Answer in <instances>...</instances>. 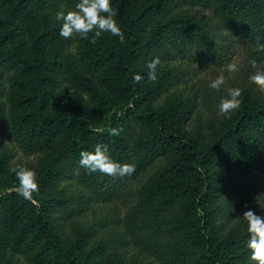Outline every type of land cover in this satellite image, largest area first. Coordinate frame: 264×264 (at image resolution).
<instances>
[{
  "label": "trees",
  "instance_id": "obj_1",
  "mask_svg": "<svg viewBox=\"0 0 264 264\" xmlns=\"http://www.w3.org/2000/svg\"><path fill=\"white\" fill-rule=\"evenodd\" d=\"M113 2L124 42L107 33L98 48L59 35L55 12L76 0H0V67L12 71L0 81V142L25 155L58 143L71 174L56 179L47 167L39 192L73 177L82 205L109 213L63 243L54 227L64 219L48 206L0 196V264H99L100 252L113 255L106 264H253L243 212L264 207V94L248 73L225 77L220 91L208 83L241 47L249 61L264 55V0ZM73 43L78 57L67 52ZM154 56L157 79L136 82ZM228 87L240 89L241 107L217 119ZM169 92L171 108L156 110ZM83 96L94 109L81 108ZM98 143L135 172L89 174L80 151Z\"/></svg>",
  "mask_w": 264,
  "mask_h": 264
},
{
  "label": "clouds",
  "instance_id": "obj_2",
  "mask_svg": "<svg viewBox=\"0 0 264 264\" xmlns=\"http://www.w3.org/2000/svg\"><path fill=\"white\" fill-rule=\"evenodd\" d=\"M118 9L113 0H76L75 6L69 10L58 9L55 12V20L59 22V35L66 39L79 37L88 39L90 43H96L105 33L118 37L121 43L124 42V32L117 21ZM161 60L158 56L152 57L146 63V73L134 72L132 78L136 82L144 79L156 80L158 76V65ZM250 66L255 68L248 79L256 90L264 94V69L256 67L258 61L252 60ZM238 71L237 65L229 63L226 72L231 75ZM223 73L216 75L208 83V87L217 91L225 84ZM226 98H221L216 106L217 119L228 120L230 116L241 107V92L238 88H231L225 92ZM121 129L111 127L109 134L120 135ZM79 165L89 174L99 172L111 177L130 176L135 172V164L116 160L110 153L107 144H96L94 149L89 151L81 149ZM18 184L15 191L26 201H34V193L40 191L35 168L17 165L12 169ZM247 221V238L245 248L248 251L249 259L253 264H264V207L259 209L247 208L243 212Z\"/></svg>",
  "mask_w": 264,
  "mask_h": 264
},
{
  "label": "rangeland",
  "instance_id": "obj_3",
  "mask_svg": "<svg viewBox=\"0 0 264 264\" xmlns=\"http://www.w3.org/2000/svg\"><path fill=\"white\" fill-rule=\"evenodd\" d=\"M108 39L109 36L105 33L96 43H93V45L100 48ZM67 52L70 57H78L77 43L70 45L67 48ZM254 60L258 61L256 67L264 69L263 54H259L257 57L254 56ZM249 62L248 51L241 47L228 61V64H236L238 71L229 75L226 72V66L223 68L224 70H220L219 74L223 73L225 77L233 80L245 77V73H248L249 76L251 72L255 71V68L251 67ZM11 74L12 71L0 67V81L6 82ZM147 81L150 80H145V82ZM228 89L231 88L228 87L227 90ZM60 94V89H55L52 92V97L54 98ZM74 96L75 93L69 90L66 98L73 99ZM173 102L174 96L169 92L156 98L153 102V106L156 110L167 112L173 105ZM80 105L84 111H91L94 109V103L86 96L80 98ZM188 130L191 132L190 128ZM17 165L35 168L37 180L39 175L44 172L47 167H51L57 171L56 179L62 176L65 169L68 170L69 176L71 174L70 159L62 154L58 143H54L34 155H25L13 146H9L5 142H0V196L18 194L15 191L18 181L12 171ZM69 176L66 179L60 180L58 184L50 189L34 193V197H36L34 199L40 207L45 208L48 206L52 216H54L57 221H59L58 218L64 219V222L54 227L57 231V239L63 243L67 242V239L74 237L77 232L86 227L85 224L102 221L109 217V213L106 214L102 211L99 205H82L84 198L82 197L81 190L77 187L73 177ZM82 206L84 207V214L83 212L78 215L72 213L71 210L75 211L76 208H82ZM96 259L99 260V264H106L108 261H113V255L110 252H100L96 255Z\"/></svg>",
  "mask_w": 264,
  "mask_h": 264
}]
</instances>
